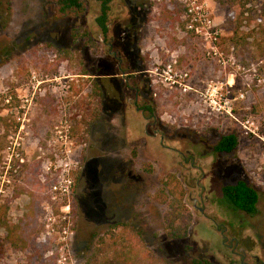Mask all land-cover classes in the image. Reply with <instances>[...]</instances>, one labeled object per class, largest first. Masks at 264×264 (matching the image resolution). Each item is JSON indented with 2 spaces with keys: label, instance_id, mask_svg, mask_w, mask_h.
Instances as JSON below:
<instances>
[{
  "label": "rangeland",
  "instance_id": "obj_1",
  "mask_svg": "<svg viewBox=\"0 0 264 264\" xmlns=\"http://www.w3.org/2000/svg\"><path fill=\"white\" fill-rule=\"evenodd\" d=\"M82 2L85 14L67 19L45 0H0V264H87L97 239L123 223L139 244L129 264H263L264 0H205L226 69L176 30L166 15L175 0H110L107 33L101 4ZM172 57L193 90L219 80L231 96L243 92L233 117L206 114L195 93L149 77ZM135 91L137 107L154 108V127L132 106ZM230 134L234 153H214ZM168 173L192 218L180 241L166 237L168 209L155 198ZM238 181L258 193L253 217L222 202L221 187Z\"/></svg>",
  "mask_w": 264,
  "mask_h": 264
},
{
  "label": "trees",
  "instance_id": "obj_2",
  "mask_svg": "<svg viewBox=\"0 0 264 264\" xmlns=\"http://www.w3.org/2000/svg\"><path fill=\"white\" fill-rule=\"evenodd\" d=\"M54 6L56 16L59 18L75 19L80 18L86 12V7L82 0H45ZM102 1V0H98ZM102 1L101 17L98 24L105 31V19L107 3ZM5 9L0 7V17ZM245 13L241 12L243 17ZM174 19V25L183 27L180 21L181 10L173 7L166 13ZM244 20V19H243ZM237 22L234 29V36L238 34L241 19H231ZM88 38L85 32L80 30L71 31V39ZM237 137L234 134L222 136L214 146L215 153L233 154L237 148ZM223 204L230 210L241 212L246 216L253 217L257 214L258 193L245 181H238L234 185H226L220 189ZM156 200L163 204L166 213L163 217V229L166 237L172 241H180L187 237L192 218L189 209L185 205V190L182 183L172 173H168L161 180V188L155 195ZM118 231V233H116ZM128 224H115L108 228V231L97 239V244L92 255L87 259V264H129L135 247H139L137 242H133L127 234ZM132 245V246H131ZM138 245V246H137ZM4 254V239L0 238V259ZM136 254V253H135ZM189 264H213L207 259L190 260Z\"/></svg>",
  "mask_w": 264,
  "mask_h": 264
},
{
  "label": "built area",
  "instance_id": "obj_3",
  "mask_svg": "<svg viewBox=\"0 0 264 264\" xmlns=\"http://www.w3.org/2000/svg\"><path fill=\"white\" fill-rule=\"evenodd\" d=\"M176 7L181 10L180 21L183 27L177 26L176 30L183 35H190L200 41L203 53L208 60L216 62L217 65L226 69L233 66L231 59H224L219 50L221 33L215 24L205 0H175ZM177 61L172 57L171 61L165 64L159 63L153 70L148 71L149 77H154V82L169 87V89L180 90L183 93L193 92L199 100L205 105V113L219 117H233V105L236 102L245 99V94L240 92L236 96H231L228 88L231 86L227 82L219 80H209L204 84L202 92L193 90L185 84L188 80V74L179 72L176 69ZM263 80L258 78V86ZM250 122L246 121L245 125ZM244 125V129L250 131ZM67 257L61 256L57 264H68Z\"/></svg>",
  "mask_w": 264,
  "mask_h": 264
},
{
  "label": "flooded vegetation",
  "instance_id": "obj_4",
  "mask_svg": "<svg viewBox=\"0 0 264 264\" xmlns=\"http://www.w3.org/2000/svg\"><path fill=\"white\" fill-rule=\"evenodd\" d=\"M102 1H105V0H102ZM102 1H98V0H94V2H98V3H100L101 4V12H102ZM110 3V0L108 1V3H107V5H106V7L108 8V4ZM106 14H107V11H106ZM100 17H101V15H100ZM99 17V18H100ZM106 17H107V15H106ZM98 18V19H99ZM98 19H97V21H98ZM96 21V23H97V25L99 26V24H98V22ZM105 23H106V19H105ZM99 28L101 29V31H103V28L101 27V26H99ZM105 33H107V31H106V24H105V31H104ZM109 47H110V49H111V45L109 44ZM109 54H112V52H109ZM119 70V69H118ZM147 99H152V98H147ZM137 100H138V93L135 91V100H134V102H132V106L135 108V111L136 112H138V113H140L143 117H145L144 119L145 120H149L147 123H148V126H151V127H154L155 126V124L157 123V119H156V117L154 116V108L153 107H151L149 104H147L146 103V101H145V103L143 104V103H141V107H137ZM130 102V101H129ZM146 128H147V125H146V127H145V133H146ZM152 135H155V136H160L161 137V140H163V137H162V135H161V133H160V130H154L153 132H152ZM214 149V148H213ZM213 152H214V150H213ZM215 153V152H214ZM218 154H221V153H218ZM223 187V186H222ZM221 187V188H222ZM236 212V211H235ZM264 264V263H263Z\"/></svg>",
  "mask_w": 264,
  "mask_h": 264
}]
</instances>
